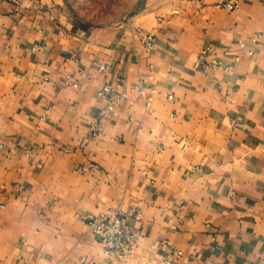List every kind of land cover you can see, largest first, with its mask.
<instances>
[{"label":"crops","instance_id":"0c3cea01","mask_svg":"<svg viewBox=\"0 0 264 264\" xmlns=\"http://www.w3.org/2000/svg\"><path fill=\"white\" fill-rule=\"evenodd\" d=\"M222 1L98 25L0 0V264H264V0ZM109 209L136 232L125 257L89 222Z\"/></svg>","mask_w":264,"mask_h":264},{"label":"built area","instance_id":"2783aa9c","mask_svg":"<svg viewBox=\"0 0 264 264\" xmlns=\"http://www.w3.org/2000/svg\"><path fill=\"white\" fill-rule=\"evenodd\" d=\"M240 0H224L222 4L228 9H234L239 6ZM161 18V17H160ZM144 41L147 46H153L156 42L155 31H147L144 33ZM241 45H245L244 39H240ZM251 51V50H250ZM252 52V51H251ZM211 63L216 67H224L230 70L232 64L224 63L222 59L214 57ZM105 65L101 64L100 68H104ZM67 83L70 85H79L78 79L74 78V75L67 74ZM110 91L109 101L107 106L103 109L106 113L114 108L115 103L120 99V95L116 93L114 85L112 83H105L101 90V93H106ZM101 124L100 121H95L92 124L91 131L88 135V139L96 138L101 134ZM90 223L93 225L94 229L100 234L101 239L104 244V249L108 254H118L120 256L129 255L136 244V232L133 227L128 222V217L118 211L109 210L105 213L98 215L97 217H92ZM182 250L178 249L174 251L173 255L181 254ZM171 257V258H172Z\"/></svg>","mask_w":264,"mask_h":264},{"label":"rangeland","instance_id":"374dc122","mask_svg":"<svg viewBox=\"0 0 264 264\" xmlns=\"http://www.w3.org/2000/svg\"><path fill=\"white\" fill-rule=\"evenodd\" d=\"M67 1L78 15H81L83 18L87 19L88 21L98 25H111L125 19L126 17H128L129 15L135 12H138V10L143 6L145 0H67ZM109 210L118 211L115 209H109ZM90 221L91 218L89 222Z\"/></svg>","mask_w":264,"mask_h":264}]
</instances>
